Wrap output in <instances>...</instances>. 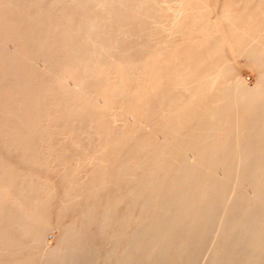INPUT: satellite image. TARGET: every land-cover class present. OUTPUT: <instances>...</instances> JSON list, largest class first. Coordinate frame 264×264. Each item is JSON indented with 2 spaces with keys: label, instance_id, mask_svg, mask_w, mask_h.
<instances>
[{
  "label": "bare ground",
  "instance_id": "1",
  "mask_svg": "<svg viewBox=\"0 0 264 264\" xmlns=\"http://www.w3.org/2000/svg\"><path fill=\"white\" fill-rule=\"evenodd\" d=\"M48 2L50 13L55 14L56 8L63 14L78 9L81 15L70 16V24L76 23L75 31L78 33L77 42L69 49L67 47L69 61L78 64L81 67L78 68L84 70L83 73L90 72L93 80L100 79L104 71L110 73L113 78H109L114 80L115 86L122 85L118 68L122 64L132 77L128 86L137 89V92L130 94L129 99L117 102V110H99L95 119L90 120L89 129L97 136L95 139L102 136L110 138L102 142H137L128 148L126 145V148L123 147L125 154L115 165V178L120 191L106 197L104 202L107 217L103 219L101 228L110 226L113 231L107 241V259H101L103 263L187 264L205 238L217 228V241L206 264H264V63L260 66L258 81L252 87L244 85L238 76H231L229 67L238 57L252 58L251 61L259 58L264 60V0H75L73 7L71 4L64 6V3L59 8L55 7L57 2L54 1L56 5L51 3L50 6ZM43 6L46 8L45 4ZM60 18L63 19L62 16ZM65 19L69 21L68 17ZM20 35H16L18 41H26V37L19 40L18 37H22ZM149 39L154 46H158V50L153 45L147 47L146 44L151 43ZM35 40V44L40 41ZM24 41L23 45L28 43ZM30 46L35 45L33 43ZM131 50L136 51L137 55L128 59ZM33 55L37 56V53ZM55 61H52L53 64ZM30 62L33 64L36 61ZM71 69L74 68L70 65ZM37 75L41 76V73ZM22 77L28 76L22 74ZM75 83L71 85L77 90L79 84ZM103 153L107 154L108 150ZM106 154L103 156L107 157ZM25 167L21 166L23 177L28 178L29 168ZM44 170L40 172L44 174ZM93 174L88 177L91 178ZM98 176L92 181H82L83 184L76 188L77 192L75 197L70 198L71 201L75 203L76 197H82V194L96 198L98 195L95 193L105 187L104 177L99 180L101 176ZM117 184L112 185L113 188L116 189ZM23 186L28 188V182ZM229 193H232L231 197ZM95 211L96 207H89L79 223L71 220L73 223L69 224L55 248L46 247L42 238L34 242L38 252L36 264H97L101 255H98L100 251L94 245L93 226L95 228L96 223H99L95 220ZM11 224L12 228L14 224ZM5 240L12 242L7 238ZM10 255L15 258L14 254ZM22 256L28 257V252L26 255L22 253ZM28 262L30 264L25 258L22 264ZM4 263L8 264L0 256V264Z\"/></svg>",
  "mask_w": 264,
  "mask_h": 264
},
{
  "label": "rangeland",
  "instance_id": "2",
  "mask_svg": "<svg viewBox=\"0 0 264 264\" xmlns=\"http://www.w3.org/2000/svg\"><path fill=\"white\" fill-rule=\"evenodd\" d=\"M47 1H49L48 3H50L49 6L51 5V3H53V5H56L55 3L57 2L58 5H56L55 7H58V8L64 3H65L64 6L71 4L73 7L74 6L73 2H75V0H67L68 2L66 0H47ZM47 1L42 0V2H41V0H39V2H38V0L37 1L36 0H26V1H24V0H6V1L0 0V77H1V79H0V96L2 95L0 98V106H1L0 107V163L2 162L0 165L1 166L0 173L2 172L0 175V217L1 218L3 217L2 219L0 218V221H1L0 222V229H2V230H0V244L3 243V245H0L1 250H2V251H0V256L1 257L3 256V259L8 264H10V263L22 264V261L25 258H27L30 261V264H36V261L38 259L37 258L38 252H37V246L34 245V242L39 241L42 238L46 247L55 248L60 243L63 235L65 234L64 232H66L67 228L69 227V224L71 225V223H73L74 221H75V223H79L83 219V215H84V212H86V209L94 206V207H96V211L94 213L95 214V220L99 222V223H96L97 227L94 228V226H93V229L95 231V240H94L95 243H94V245H95L96 249L98 250V252L100 251L99 253L97 252L98 255H101V256H99L98 261L100 262V264L101 263L102 264H112L111 262L109 263V261H105V263H103V261H102L103 259H107L106 250L108 248V242H109L108 239L110 238L109 236L111 235V233L113 231V229L110 228V226H106L105 228H103V227L101 228V223H103V221H104L103 219H106V217H107V216H105V214L107 215V206L104 205V202H105L106 197L116 195V193H118L120 191V188H119L118 184L116 183V178H115V175H116V173H115V167L116 166L115 165H116L117 161L120 158H122L121 156H123L125 154L124 152L126 150L123 147H125V145H126V147L128 148L129 146L136 144L137 142H112V143L111 142H102L104 140L110 139V138L106 139L105 137H102V136L100 137V139L97 138L98 139L97 140V139H95L97 136L94 133H92L93 131L91 129H89V128H91V121L90 120H91V118L95 119L96 115L98 114L97 112H99V110H103L104 112L117 110L119 107V104L117 102L125 100V99H129L130 94L137 92V89L134 86H132V87L128 86V84L131 82L132 77L129 76L127 70L125 69V66L123 67L122 64L118 66V68L120 67L119 70H120L121 75H122V78H121V84L122 85L121 86H115V84L113 82L114 80L109 78V77L113 78V76H111L110 73H108V72L106 73L104 71L99 76V77H101L100 78L101 80L99 78H97V80H93L91 78L90 72L83 73L84 70L83 69L81 70L80 69L81 67L78 64H76L72 61H69V58L67 57L69 55L68 49L70 47H72V45L75 42H77L76 41V35L78 33V32L76 33V31H75L76 23L71 22V24H70V20L72 21L70 16L81 17V15L79 14V11L77 12L78 9H71L72 12L71 11L69 12V10L67 9L68 10L67 13L63 14V13L59 12V10L56 8L55 9L56 11H54V13L56 12L55 14H53L52 12L50 13V12H48L49 7L47 6ZM54 1H55V3H54ZM61 1H62V3H61ZM27 2H28V5H25V3L27 4ZM59 3H60V5H59ZM42 4L43 5L45 4L46 8ZM37 6H39V7L36 9L35 7H37ZM41 6H42V8H41ZM43 7L46 10L43 9ZM34 8L37 11V15H36V11L33 10ZM29 9H30V11H29ZM32 11H34L35 13H33ZM41 11L44 13H42ZM57 11L59 12V14ZM70 13H73V15L72 14L68 15ZM39 14H42V15L44 14V15L42 16ZM53 15H55V16H53ZM51 16H52V18H51ZM61 16L63 17V19L60 18ZM39 17H41V19ZM64 17L65 18L68 17L69 21L67 19H65ZM36 18L39 21H37ZM32 19H35V21H33ZM54 19L56 20V22ZM29 20L34 22V23H31ZM42 20H44V22ZM51 20H53V21H51ZM66 21H68V23ZM47 22H48V24H47ZM51 22L52 23L55 22L57 24L56 25L54 23L51 24ZM24 23H25V25H24ZM28 23H29V26H27ZM44 23H46V24H44ZM63 23H64V25H62ZM65 23H66V25H65ZM39 25H41L42 28L39 27ZM50 25H55L56 27L50 26ZM58 26H60V27H58ZM65 26H68V27H65ZM18 27H20V28H18ZM40 28L46 29L47 31L46 30L42 31ZM60 28H61V30H60ZM50 29H51V32H48V30H50ZM32 30H33V32H31V33L33 36L30 33V31H32ZM35 31H36V33H35ZM37 31H38V34H37ZM44 31H45V34H44ZM47 32L49 33V36H48ZM20 34L22 35V37H18V38H20L19 40L26 37L25 40L28 43H26V41H24V39H22L21 41H18L16 35H20ZM42 34H44L45 36L47 34V37L44 38V35H42ZM30 35H31V38L33 37L32 38L33 40H35L36 38L37 39L35 41H39V40L41 41L42 40V43H45V45L40 43V41L37 42V44H35L36 42H33V40H30L31 39ZM40 35H41V39L39 38ZM66 39H67V41H66ZM68 39H69V41H68ZM50 40H51L50 45L52 47L48 43ZM59 40H60V42H58ZM23 41L26 43L25 45H23ZM31 41H32V43H31ZM149 41L151 42L150 39H149ZM54 42H57L56 45L53 44ZM67 42H69V43H67ZM71 42H72V44H71ZM33 43L36 47L32 46L33 47V50H32L31 49L32 47L30 45ZM46 43H48V44H46ZM66 43H67V45H66ZM136 43H140V42H136ZM41 45H43V48ZM47 45H49V47ZM146 45L148 48H150L153 45L155 50H158V46H154V44L152 42L147 43ZM38 47H39V49H38ZM45 47H46V49H45ZM59 47H61V48H59ZM67 47H68V49H67ZM27 49L29 52L27 51ZM42 49H44L45 51ZM66 49L68 50V52H66L67 51ZM11 50L12 51L14 50L13 52L15 53V55H13V52ZM31 50H32V52H30ZM36 50H38V51H36ZM47 50L49 52L44 53ZM50 50L54 56H51L52 54L50 53ZM52 51L55 53H53ZM24 52L26 55H28V58L26 57ZM31 53H32V55H31ZM35 53H37V56L33 55ZM41 53H42V57L40 58ZM17 54H19V55H17ZM58 54H60V55H58ZM62 54L64 55V57L66 59L63 57ZM128 55H129L128 59H130V58L136 56L137 52L131 50ZM20 56L22 57V59L20 58ZM52 57L53 58L55 57V58L53 59ZM10 59H11V61H10ZM47 59H50L53 62L55 60H57V61H55V63L53 64L52 61H50V60L47 61ZM251 59L252 58L238 57V58H235L231 62V64L229 65L231 76H234V77L238 76L241 79L242 83L248 87H252L257 83L258 77H259L260 66L262 63H264V60H262L260 58L259 59H253L252 61H251ZM12 61L14 63H12ZM29 61H32V63L36 61L35 62L36 64L35 63L31 64V62L29 63ZM45 61H47V62H45ZM16 62H17V64H16ZM48 62L51 65H49ZM56 63H58V64L61 63V65L59 64L61 67L56 65ZM39 64H41V65H39ZM62 64H63V66H62ZM31 65H32V67H34V69L32 67H30ZM70 65H71V68H74L73 70L72 69L70 70ZM24 66H25V68H24ZM46 66H47V68H46ZM51 66L52 67L55 66L54 68H56L57 70H54V68L52 69ZM74 66H76V67H74ZM8 67H11V68L14 67V69L15 70L18 69V71L15 72V70L13 68L11 69ZM35 67H36V69H35ZM78 67H80V68H78ZM37 68H38V70H37ZM42 68H43V70H42ZM122 68H124L125 70ZM23 69H25V70H23ZM79 69H80V71H79ZM231 69H232V71H231ZM19 71L20 72L22 71L21 73L24 76H28V77L23 78L22 74ZM27 71L32 73V74H29ZM72 71L74 72V74ZM26 72H27V74H26ZM75 72H77L78 74ZM4 73L5 74L7 73V75H5ZM9 73L11 74V75H9L10 77H8ZM40 73H41V76L37 75ZM80 73H81V75H80ZM69 74L70 75L72 74L71 77L69 76ZM4 75L6 76V78L4 77ZM68 76H69V78H68ZM26 78H28V79H26ZM17 79H19L20 82H18ZM72 79L74 82L72 81ZM83 79H84V81H82ZM102 79H103V81H102ZM80 80L82 81V83H78V82H80ZM5 81H6V83H5ZM22 81H23V83H22ZM75 81H77L76 82L77 85L79 84L77 90L74 87H72V85H71L72 83H75ZM103 82H105V83H103ZM7 83H8V85H7ZM20 83H22V85H20ZM49 83H51V84H49ZM111 84L113 87L111 86ZM13 86H14V88H13ZM53 86H54V88H52ZM58 87H60V89ZM101 87H102V89H101ZM126 87H127V89H126ZM1 88H3V89H1ZM22 88H24L25 90ZM132 89H133V92L131 93ZM60 91H62V93ZM88 93H90V94H88ZM122 93L126 94V96L125 95L123 96ZM42 95H43V97H42ZM84 96H86V97H84ZM121 96H123V97H121ZM3 97H4V100L2 99ZM112 97H114V98H112ZM116 97H117V99H116ZM64 100H65V103H62ZM51 101L54 104H52ZM103 102L105 103V105L103 104ZM16 105H17V108L15 109ZM68 106H70V107H68ZM136 106H138V105H136ZM105 107H107V108H105ZM63 111H66V113ZM74 113H76V114H74ZM86 113H89V115L86 116ZM92 113H93V115H92ZM44 114H45V116H44ZM8 117H9V119H8ZM76 118H77V121H76ZM86 118H87V120H86ZM88 118H89V121H88ZM47 120L49 121V123ZM84 121H86L88 123H86ZM72 124L74 125V127ZM78 124L81 125L80 126L81 128L78 127L79 126ZM51 127H53V129H51ZM77 127L79 130H77ZM34 129H36V132H34ZM82 129H84V132H82ZM24 130H25V132H22ZM37 130H39V131H37ZM42 131H44V132L42 133ZM3 133H4V135H3ZM35 133L38 135V137ZM44 133H45V135H44ZM65 135L67 137H65ZM18 137H20V138H18ZM86 137H88V138H86ZM47 140H48V142H46ZM61 140H63V141H61ZM40 141H41V143H40ZM93 141L96 143L92 144ZM109 143H111V144H109ZM42 145L43 146L45 145V146L42 147ZM92 145H93V147H92ZM94 145H95V149H94ZM96 146H99L100 148L96 147ZM104 146H105V148H104ZM96 148H98L97 152H96ZM103 149L104 150L106 149V150L104 151ZM109 149H110V151H109ZM10 150H11V152H10ZM107 150H108L107 154L103 153V152H106ZM93 154H95V156H92ZM104 154H106L107 157L103 156ZM9 155H10V157L8 158ZM100 156L105 157V158H102V157L100 158ZM111 157H113V158H111ZM95 158H96V160L100 159V160H98L99 162L97 161V164H95V161H96ZM85 159H86V161H85ZM91 159H92V163H94L93 165L95 167L92 165ZM81 160H84V161H81ZM93 160H94V162H93ZM113 161H115V163ZM76 163H78V165H76ZM41 164L44 165V168H42L43 166ZM7 165H8V167H7ZM113 165H114V167H113ZM21 166L22 167L26 166L27 168H29L28 169V174H29L28 178L23 177L24 171H22ZM2 167H3V169H2ZM18 167H19V169H18ZM40 167H41V169H40ZM43 169H45L44 174L42 172H40V170L43 171ZM79 171H81V172H79ZM91 173H94V174L90 178L88 176L91 175ZM85 174H86V177H84ZM98 174H99V176H101L100 178H98L99 180H101L104 177L103 186H105L95 193L98 196L96 198H92L89 195L85 196L84 194H82V197H81V195H79V197H76L75 203L72 202L70 198L75 197V193L77 192L76 188L78 189L83 184L82 181L85 182L86 180H91V181L95 180L97 178ZM100 174H103V175L105 174V176H102ZM42 176H44L43 179H41ZM106 177L108 179H105ZM70 181H72V182H70ZM25 182H28V188L27 187L25 188L24 186L22 187V185ZM36 182L37 183L39 182L38 185H36ZM41 182L44 184L42 185ZM105 182H106V185H105ZM74 183L78 184V186H76ZM114 184H117V186H118L116 189H115V187L113 188ZM45 186H47V187H45ZM48 187H49V189H48ZM17 190H20V191H17ZM32 191H34V192H32ZM103 191H105V192H103ZM231 196H232V193H229V197H231ZM21 199H22V201H20ZM33 199H35V200H33ZM95 200H97V201H95ZM34 201L36 203H34ZM85 201H87V202H85ZM16 205H18V206H16ZM78 206H80V207L78 208ZM83 206H84V208H83ZM85 207H86V209H85ZM26 208H27V210H26ZM80 208H82V209H80ZM13 209L15 212L13 211ZM16 209H17V211H16ZM70 209H72V210H70ZM9 210H11V211H9ZM82 210H83V212H82ZM68 212H69V214H68ZM7 213L8 214L10 213V214L8 215ZM23 213H24V216H21V215H23ZM1 214L2 215L4 214V216H1ZM6 214H7V216H6ZM19 214H21L20 216L23 219L19 216ZM10 215H13V216L11 217ZM17 216H19V217H17ZM75 216L77 218L74 219ZM5 217H8V218H5ZM13 217H16V218L14 219ZM79 217H80V219H79ZM18 218H21L22 220L18 219ZM6 219H7V221H4ZM8 223H10V224L12 223L11 225L14 224L12 226V228H11L10 224H8ZM18 223L19 224L22 223V224H20L21 226ZM22 225H24V226L22 227ZM24 227H25V229H23ZM14 230H15V233H14ZM42 232H44V233H42ZM41 233H42V235H41ZM3 235H4V237H3ZM98 237H99V239H97ZM217 237H218V229L214 228L212 230V233L210 235H208L207 238H205V240L202 242L200 247L197 249V251L192 256L190 262L187 264H206L211 253H212V251H213V249H214V247H215ZM6 238L12 240V242L5 240ZM5 246L7 247V249L5 248ZM19 246H21V247H19ZM103 247L106 249H104ZM2 248H4V249H2ZM104 250H105V252H104ZM26 252H28V257L24 258L22 256V253H25V255H26ZM3 253H5V255ZM10 254H14L15 258L11 257ZM35 257L37 259H35ZM18 259L20 261H18ZM98 261H97V264H99ZM4 264H6V263H4ZM28 264H29V262H28Z\"/></svg>",
  "mask_w": 264,
  "mask_h": 264
}]
</instances>
